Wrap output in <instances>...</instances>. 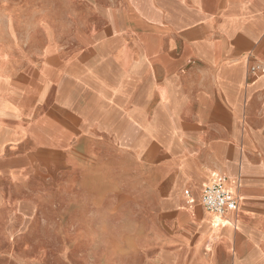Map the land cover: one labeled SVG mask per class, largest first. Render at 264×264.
Segmentation results:
<instances>
[{"label":"crops","instance_id":"0c3cea01","mask_svg":"<svg viewBox=\"0 0 264 264\" xmlns=\"http://www.w3.org/2000/svg\"><path fill=\"white\" fill-rule=\"evenodd\" d=\"M62 2L0 0V242L10 187L85 184L131 233L74 236L103 245L72 264H264V0ZM216 182L240 199L221 220Z\"/></svg>","mask_w":264,"mask_h":264},{"label":"rangeland","instance_id":"374dc122","mask_svg":"<svg viewBox=\"0 0 264 264\" xmlns=\"http://www.w3.org/2000/svg\"><path fill=\"white\" fill-rule=\"evenodd\" d=\"M62 1L67 7L66 10H69L70 0ZM5 5L0 4V21L7 9ZM49 38L51 39V36ZM62 38L64 42H69L71 36L64 34ZM7 39V35H0L1 42ZM5 184L4 180H0V187L6 188ZM83 186L90 190L88 194L81 191L76 194V186L70 189L71 186L68 185L63 189V186L55 182L42 184L36 180L29 181L24 194L14 192L16 188L10 187L9 201L17 207V203L21 202L25 206L23 210L17 208L10 214L16 232L15 240L0 242V264L11 261L10 256L29 264H72L74 254L79 253L81 258L92 245H95L96 249L103 245L75 242L74 236L79 234L80 238H85L82 236L87 235V230L95 235L108 233L112 238L119 234H130V227L118 226L120 217L117 210L122 200L117 202L102 190H96L92 186L88 188L85 184ZM77 204H83L82 208H89L90 214L87 215L85 209L78 211ZM87 218L96 225L87 227ZM102 222L107 225H97ZM23 235L30 239L29 242L17 240ZM110 246L113 257L120 244L112 242Z\"/></svg>","mask_w":264,"mask_h":264},{"label":"built area","instance_id":"2783aa9c","mask_svg":"<svg viewBox=\"0 0 264 264\" xmlns=\"http://www.w3.org/2000/svg\"><path fill=\"white\" fill-rule=\"evenodd\" d=\"M186 194L189 192L186 191ZM202 203L207 212L219 216H224L228 212H236L240 207L239 197L221 182H216L204 190Z\"/></svg>","mask_w":264,"mask_h":264},{"label":"bare ground","instance_id":"6f19581e","mask_svg":"<svg viewBox=\"0 0 264 264\" xmlns=\"http://www.w3.org/2000/svg\"><path fill=\"white\" fill-rule=\"evenodd\" d=\"M224 216L214 215V218L221 220Z\"/></svg>","mask_w":264,"mask_h":264}]
</instances>
